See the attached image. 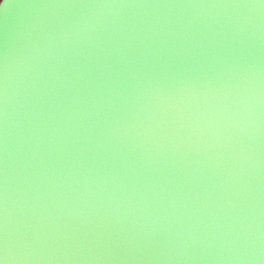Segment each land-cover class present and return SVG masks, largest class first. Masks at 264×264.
<instances>
[{"label": "clouds", "instance_id": "9594fccd", "mask_svg": "<svg viewBox=\"0 0 264 264\" xmlns=\"http://www.w3.org/2000/svg\"><path fill=\"white\" fill-rule=\"evenodd\" d=\"M0 8V264H264V0Z\"/></svg>", "mask_w": 264, "mask_h": 264}, {"label": "water", "instance_id": "95a60500", "mask_svg": "<svg viewBox=\"0 0 264 264\" xmlns=\"http://www.w3.org/2000/svg\"><path fill=\"white\" fill-rule=\"evenodd\" d=\"M23 2H26V0H8V3L13 6L21 4ZM19 11L20 10L15 8L10 9V16H9L10 22L19 19V15H18ZM3 19H4V10L0 8V29H2L3 27Z\"/></svg>", "mask_w": 264, "mask_h": 264}]
</instances>
